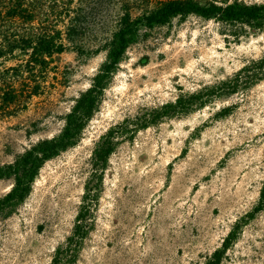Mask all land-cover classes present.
<instances>
[{
  "label": "rangeland",
  "instance_id": "374dc122",
  "mask_svg": "<svg viewBox=\"0 0 264 264\" xmlns=\"http://www.w3.org/2000/svg\"><path fill=\"white\" fill-rule=\"evenodd\" d=\"M117 12L109 5L74 34L68 18L53 22L66 49L35 73L41 88L26 108L0 116V167L59 135L108 61ZM142 13L132 7L131 19ZM42 22L32 26H54ZM136 30L77 143L43 164L23 202L0 212V264H52L93 187L90 228L63 264H208L216 251L215 264H264V66L254 83L218 90L264 60V29L189 15ZM8 55L6 67L27 59ZM177 99L189 109L161 116ZM138 121L145 127L136 129ZM119 125L135 132L117 139L100 171L93 150ZM12 183L0 180V199Z\"/></svg>",
  "mask_w": 264,
  "mask_h": 264
},
{
  "label": "trees",
  "instance_id": "16d2710c",
  "mask_svg": "<svg viewBox=\"0 0 264 264\" xmlns=\"http://www.w3.org/2000/svg\"><path fill=\"white\" fill-rule=\"evenodd\" d=\"M73 3L74 0H0V116H12L26 108L28 100L37 95L41 88L34 79L35 73L46 69L51 62L52 54L62 53L66 49L61 33L55 30L53 22L60 17L68 18L67 33L74 34L77 26L95 17L93 14L108 8L109 5L118 6V12L114 15L116 26L111 34L112 44L108 50V61L94 76L91 86L76 98L74 106L65 116L62 131L58 136L39 140L12 164L0 167V180L11 178L13 181L9 192L0 199V212L11 203L23 202L29 195L32 183L43 164L77 143L86 124L99 107L101 96L127 45L133 41L139 23L151 27L164 24L176 17L196 15L221 23L235 22L264 29V4H245L238 0L223 4L214 1L202 4L197 0H76L75 6ZM132 7L141 8L143 11L135 20L131 19ZM38 17L43 19L42 23L54 26L52 28L42 24L39 28L32 26ZM49 17L56 20L50 24ZM15 50L25 54L27 59L15 66H4L8 59L6 55L9 54L8 56L12 58ZM263 66L264 60L253 62L241 69L232 79L223 82L218 90L230 92L242 85L254 83L263 76ZM23 73H28L32 79L24 78ZM186 105L189 104L177 99L174 104L166 105L164 107L166 111L160 115L187 110L189 106ZM135 125L136 129L145 127L141 126V121ZM134 132L135 130L119 125L101 136L93 150V165L103 171V166L113 152L117 139ZM95 172L97 173V170ZM93 188V192L85 188V202L77 216L73 235L67 239L64 249L56 250L52 264H63L75 258L90 228V222L86 220L92 212L90 205L97 201L98 190ZM260 198L263 201L264 184ZM228 243L229 241L223 245L222 250L228 248ZM221 253L222 251H216L208 264L219 261Z\"/></svg>",
  "mask_w": 264,
  "mask_h": 264
}]
</instances>
